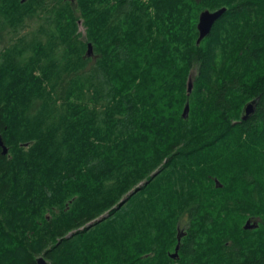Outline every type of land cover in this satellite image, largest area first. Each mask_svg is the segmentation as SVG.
Here are the masks:
<instances>
[{"label": "trees", "instance_id": "obj_1", "mask_svg": "<svg viewBox=\"0 0 264 264\" xmlns=\"http://www.w3.org/2000/svg\"><path fill=\"white\" fill-rule=\"evenodd\" d=\"M0 140V264H264V0H0Z\"/></svg>", "mask_w": 264, "mask_h": 264}, {"label": "water", "instance_id": "obj_2", "mask_svg": "<svg viewBox=\"0 0 264 264\" xmlns=\"http://www.w3.org/2000/svg\"><path fill=\"white\" fill-rule=\"evenodd\" d=\"M226 12L225 8H221L216 11H202L198 16V22L196 25L198 38L196 40V45L199 46L200 43L210 35L215 23L223 16V14ZM87 56L90 57L92 55V48L89 44L87 46ZM192 81L189 79L188 85H187V94L189 95L192 92ZM255 110V101L247 104V106L244 109V116L242 117V120H246L251 114L254 113ZM189 114V103L185 104L182 117L183 119H186ZM0 147L2 148V154L7 155L8 149L3 145L2 141L0 140ZM216 184L218 181H215ZM258 227V222H251V220L246 221L243 229L248 230H255ZM183 237V234L177 235V245L175 247L174 253L170 256L171 259L176 260L178 258V250L180 246L181 238ZM36 264H48V262L43 257H38L36 259Z\"/></svg>", "mask_w": 264, "mask_h": 264}, {"label": "rangeland", "instance_id": "obj_3", "mask_svg": "<svg viewBox=\"0 0 264 264\" xmlns=\"http://www.w3.org/2000/svg\"><path fill=\"white\" fill-rule=\"evenodd\" d=\"M79 30L81 31V33H84V30H83V28L81 26H80V29ZM212 76L214 77V75H212ZM251 222L253 223V222H257V221L256 220H251ZM245 223H246V221H245ZM245 223H244V225H245ZM258 225H259V222H258ZM260 225L262 226V223H260ZM39 257H42V256H39Z\"/></svg>", "mask_w": 264, "mask_h": 264}, {"label": "bare ground", "instance_id": "obj_4", "mask_svg": "<svg viewBox=\"0 0 264 264\" xmlns=\"http://www.w3.org/2000/svg\"><path fill=\"white\" fill-rule=\"evenodd\" d=\"M249 1V0H248ZM250 3V2H249ZM251 4V3H250ZM253 4V3H252ZM256 6V5H255ZM261 10V9H260ZM252 13V12H251ZM255 15H257V14H255ZM260 29H261V27H260ZM151 39V38H150ZM146 42V41H145ZM152 49V48H151ZM171 49V48H170ZM189 50V49H188ZM214 50V49H213ZM192 52V51H191ZM195 52V51H194ZM211 53V52H210ZM202 58V57H201ZM180 61V60H179ZM177 62V61H176ZM197 62V61H196ZM182 63V62H181ZM180 66V65H179ZM193 66V65H192ZM156 86V85H155ZM171 167H173L172 165H171ZM158 174V173H157ZM155 176H156V174H155ZM152 180V179H151ZM97 207H95V209H96ZM1 217V216H0ZM5 218V217H4ZM1 219V218H0ZM3 221V220H2Z\"/></svg>", "mask_w": 264, "mask_h": 264}]
</instances>
